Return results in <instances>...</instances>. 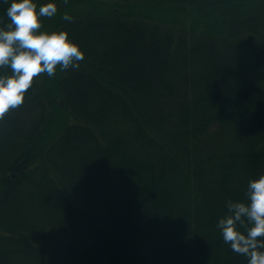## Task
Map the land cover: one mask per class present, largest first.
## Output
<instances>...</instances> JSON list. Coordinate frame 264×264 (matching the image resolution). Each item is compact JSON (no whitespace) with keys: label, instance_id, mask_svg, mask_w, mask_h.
Listing matches in <instances>:
<instances>
[{"label":"trees","instance_id":"obj_1","mask_svg":"<svg viewBox=\"0 0 264 264\" xmlns=\"http://www.w3.org/2000/svg\"><path fill=\"white\" fill-rule=\"evenodd\" d=\"M166 1L177 33L188 27L173 77L153 53L172 29L95 15L90 42L73 38L89 55L80 67L53 87L34 80L0 117V264H247L217 220L264 173V0ZM135 51L142 61L126 59ZM144 76L146 88L129 80ZM13 118L28 152L8 136ZM134 171L144 178L126 184ZM154 187L166 201L143 197Z\"/></svg>","mask_w":264,"mask_h":264},{"label":"clouds","instance_id":"obj_2","mask_svg":"<svg viewBox=\"0 0 264 264\" xmlns=\"http://www.w3.org/2000/svg\"><path fill=\"white\" fill-rule=\"evenodd\" d=\"M58 12L56 0H10L9 18L0 24V117L25 101L34 78L53 77L57 68H79L85 51L65 29H48L42 18ZM62 19L72 21L70 13ZM217 227L232 251L247 257V264H264V173L247 182L244 198L229 199Z\"/></svg>","mask_w":264,"mask_h":264},{"label":"rangeland","instance_id":"obj_3","mask_svg":"<svg viewBox=\"0 0 264 264\" xmlns=\"http://www.w3.org/2000/svg\"><path fill=\"white\" fill-rule=\"evenodd\" d=\"M9 3H10V0H0V14H3L4 19H5V23H7L9 20V18L6 16V8L8 7ZM56 3L58 6L57 14L52 18L43 17L42 18L43 26L45 28H48V29H65L68 31L71 38H74V37L82 34V32L80 31V26L84 22H88V25L85 27L84 31L85 30H92L94 24H91V23L92 22L94 23V16L95 15L96 16L110 17V16H112V14L114 12L117 13V12L122 11L127 15L137 17L138 19H143L145 16L149 17V14H151V16H152L151 23L157 24L158 26L160 25L162 28L172 29L173 32L175 33L174 34L175 40H173L170 43V47H169L170 50L164 51L163 54H162V52L159 53L158 52V50H159L158 46L156 44H153V47L155 49V51H153V53H154L156 60H159V61L163 60V63L166 64V67H168L169 70H171V76L174 74V70L176 69V65L178 63L172 59V57L175 55V52H172L171 49L175 48L177 46V42L181 38L179 34H183L184 30H186L188 27L184 28L182 32L177 33L176 29L179 27H183V26L180 25L177 27L176 21L174 19L175 10H174V6L171 5V3L167 2L166 0H56ZM161 10H164V15L162 14ZM64 12H68L72 15V17H73L72 21L68 22V21H64L62 19ZM79 15L83 16V17L86 16V17L80 18ZM144 36H146V35H144ZM135 41L139 45H142V44L147 45V43H148V39L145 37H139ZM112 42L115 43L116 45L119 43L122 44V39L121 38H112ZM191 43H195V40L189 41L190 45H191ZM86 53L87 52H85V58L79 62L80 64L83 63L88 58L89 55L86 56ZM127 53L128 52L121 50L120 54L121 55H127ZM135 54L133 56L130 54L129 57H127L126 59L130 58V56H131L130 59L135 58L138 61L143 60L142 57H139V55L137 54L136 51H135ZM130 59H128V60H130ZM179 66H180V64L177 65V67H179ZM70 69L71 68H69L68 70H70ZM1 70L2 69H0V71ZM65 71L66 70H60L58 67L57 73L53 77H59L60 76V78H61V75L65 74L64 73ZM175 71H177V70H175ZM34 80H35V82L37 81L38 84L41 85V87L45 84H47V87H48V84L50 85V87H53L52 78L48 77L46 73H41L39 75V77L34 78ZM129 80L133 81L137 86L144 88L145 85L147 84L146 82L148 80H151V77L144 76L142 78V80H140V81H138V80L135 81L136 80L135 77H133V80L131 78ZM143 81H145V82H143ZM167 81L169 83L170 79ZM41 100L48 103L49 98H48V96H44L41 98ZM36 101H38V100H36ZM38 102H40V101H38ZM37 116H39V112L37 110H32L31 118H35ZM166 121H167V119H166ZM20 126L23 127V129L19 128ZM26 127L27 126L22 125L17 118H13V119H9V124L6 128L8 129V132L10 133L8 136H10L11 139L19 140L20 141L19 143L21 145V150L28 152L29 148L26 146V144H28L29 141L27 140V143H25V136H26L25 134H26V131L28 129V128L26 129ZM46 129H48V127ZM22 130H24L25 134L22 132ZM38 137H39V135L36 134L33 139L35 140ZM3 138H6V137H3ZM17 159L18 158H16V160ZM133 161H136V160L133 159L131 162H133ZM137 162H139V161H137ZM130 177H131V179L128 180L126 184H129V183L138 184L140 182V180L144 178L142 176V173L138 172V171L132 172ZM121 187L123 188L122 185H121ZM157 190H159V188L154 187V190L147 191V193L145 195H143V197L145 196V198L147 197L146 199H148V198H151L152 196H153V198H154V196H157V197L158 196H160V197L164 196V200L166 201L167 197L165 196V194L164 193L161 194V192L156 193ZM137 197H136V201L138 203H140V202L142 203L143 199H140L141 198L140 195L138 198ZM0 199L2 201L4 200L3 197H0ZM22 231L26 235L30 234V235H34V236H39L38 232L31 230V229L24 228Z\"/></svg>","mask_w":264,"mask_h":264},{"label":"bare ground","instance_id":"obj_4","mask_svg":"<svg viewBox=\"0 0 264 264\" xmlns=\"http://www.w3.org/2000/svg\"><path fill=\"white\" fill-rule=\"evenodd\" d=\"M97 34L98 35H103V34H99L98 32H97ZM81 35H82V39H84L85 41L89 39V42H90L91 38L94 36V33L91 30H85V31L82 32Z\"/></svg>","mask_w":264,"mask_h":264}]
</instances>
